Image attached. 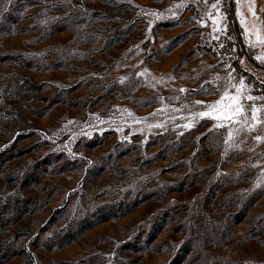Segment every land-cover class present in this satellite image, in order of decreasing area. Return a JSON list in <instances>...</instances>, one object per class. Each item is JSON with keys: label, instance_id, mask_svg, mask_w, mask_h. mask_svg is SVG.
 Listing matches in <instances>:
<instances>
[{"label": "rangeland", "instance_id": "374dc122", "mask_svg": "<svg viewBox=\"0 0 264 264\" xmlns=\"http://www.w3.org/2000/svg\"><path fill=\"white\" fill-rule=\"evenodd\" d=\"M260 40L264 0H0V264H264Z\"/></svg>", "mask_w": 264, "mask_h": 264}, {"label": "snow or ice", "instance_id": "6c2138e0", "mask_svg": "<svg viewBox=\"0 0 264 264\" xmlns=\"http://www.w3.org/2000/svg\"><path fill=\"white\" fill-rule=\"evenodd\" d=\"M213 6L215 7V5H213ZM253 15H254V13H253ZM259 42L262 43V44H264V40H260ZM238 91H239V89H238ZM231 99H232L234 102L237 101V97H232ZM247 99L251 100V99H253V97L249 96V97H247ZM256 99H264V98H262V97H257ZM211 107H212L213 109H215V108H216V105H213V106H211ZM242 108H243V106L240 105V104L237 102V106H236V108L233 109L231 113L224 114V118H225V119H231L233 115L238 114V113H241V112H242Z\"/></svg>", "mask_w": 264, "mask_h": 264}]
</instances>
